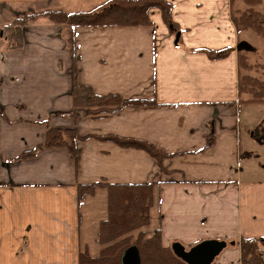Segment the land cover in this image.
Listing matches in <instances>:
<instances>
[{
    "label": "crops",
    "instance_id": "0c3cea01",
    "mask_svg": "<svg viewBox=\"0 0 264 264\" xmlns=\"http://www.w3.org/2000/svg\"><path fill=\"white\" fill-rule=\"evenodd\" d=\"M106 1L0 0V34L24 16ZM166 1L174 27L152 9L147 26L77 28L74 59L65 28L45 17L23 27L20 47L0 40V264H78L81 249L97 255L105 183H153L148 229L158 227L170 248L226 241L211 264H241L240 239L264 237V102L239 101L246 46L231 19L235 0ZM74 68L98 94L150 102L101 118L82 108L74 119ZM47 127L137 138L165 156L86 138L76 159L59 146L18 158L45 141ZM91 183L101 185L79 203L77 185Z\"/></svg>",
    "mask_w": 264,
    "mask_h": 264
},
{
    "label": "trees",
    "instance_id": "16d2710c",
    "mask_svg": "<svg viewBox=\"0 0 264 264\" xmlns=\"http://www.w3.org/2000/svg\"><path fill=\"white\" fill-rule=\"evenodd\" d=\"M246 9H232L231 19L239 33L254 29L261 33L260 20L264 19V0H242ZM259 8L260 10H257ZM159 9L166 24L171 21V5L166 0H107L102 5L86 11L65 13L62 11H48L44 13L24 16L13 21L3 28V39L7 49L21 46L23 27L39 17H45L53 24L63 26L66 30V43L74 59L77 28L94 27H135L147 26L149 12ZM234 10V11H232ZM263 12V14H261ZM245 48L238 54L239 78L238 93L240 102H264V81L253 75L242 72L250 68ZM210 57L218 58L228 53V50L204 49ZM244 94H248L244 97ZM72 108L68 115L77 118L80 109L93 118L105 117L116 112L124 105H137L145 101L141 99H125L118 93L98 94L89 85L77 81L75 68L73 69ZM86 138H96L111 141L122 147L143 149L151 156L161 160L165 154L153 144L141 139L123 137L115 134H87L79 136L74 129H57L47 127L46 138L37 147L23 152L18 158H30L36 155L39 149L45 147H66L74 159L77 158V144ZM107 191V216L101 220L97 232V242L100 249L97 255H91L86 249H81L78 264H122V255L130 247L138 252L140 264H187L178 258L170 247L161 242L159 228L149 230L150 208L154 202V184L143 183H105ZM101 183L78 184L77 199L79 203L92 194ZM241 264H264L261 246H264V237H242L239 241Z\"/></svg>",
    "mask_w": 264,
    "mask_h": 264
},
{
    "label": "rangeland",
    "instance_id": "374dc122",
    "mask_svg": "<svg viewBox=\"0 0 264 264\" xmlns=\"http://www.w3.org/2000/svg\"><path fill=\"white\" fill-rule=\"evenodd\" d=\"M232 9L244 10L246 6L242 3V0H235L232 6ZM257 10H260L257 8ZM234 11V10H232ZM263 14V12H261ZM264 16V14H263ZM262 32L257 33L254 29H247L240 34V40L245 44L244 54L247 55L248 65L250 68H247L246 71L243 69V73L253 75L256 79L264 81V19L260 20ZM1 35V34H0ZM3 39V34L0 36V40ZM248 94H244V97H247ZM101 198V210L102 216H106V207H107V197L105 191L99 196ZM91 245V244H90ZM98 245L94 243L91 245V252L93 253L97 249Z\"/></svg>",
    "mask_w": 264,
    "mask_h": 264
},
{
    "label": "water",
    "instance_id": "95a60500",
    "mask_svg": "<svg viewBox=\"0 0 264 264\" xmlns=\"http://www.w3.org/2000/svg\"><path fill=\"white\" fill-rule=\"evenodd\" d=\"M179 35V33L176 34V41ZM225 246L226 241L205 239L187 249L181 243L174 242L171 244V249L178 258L187 264H211ZM122 264H140L135 247H130L123 253Z\"/></svg>",
    "mask_w": 264,
    "mask_h": 264
}]
</instances>
